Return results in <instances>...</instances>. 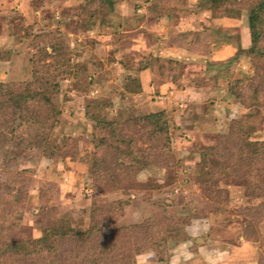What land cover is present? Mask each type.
<instances>
[{
  "label": "rangeland",
  "instance_id": "obj_1",
  "mask_svg": "<svg viewBox=\"0 0 264 264\" xmlns=\"http://www.w3.org/2000/svg\"><path fill=\"white\" fill-rule=\"evenodd\" d=\"M259 1L0 0V82L49 98L0 108L2 249L59 228L61 264H264Z\"/></svg>",
  "mask_w": 264,
  "mask_h": 264
},
{
  "label": "trees",
  "instance_id": "obj_2",
  "mask_svg": "<svg viewBox=\"0 0 264 264\" xmlns=\"http://www.w3.org/2000/svg\"><path fill=\"white\" fill-rule=\"evenodd\" d=\"M212 2L215 3V1L219 2V0H211ZM264 13V0H260L258 3H256V5H254L251 9L250 12V19H249V27H250V32H251V40H252V46L247 50L248 52H256L258 51V46L257 43L260 39V37L262 36V32L260 31V27L258 26L260 23V20L264 19V16H261V14ZM181 41H183L184 39H180ZM258 52H262V51H258ZM148 67V65L146 66V68ZM8 89H6V85L3 82H0V108H2L4 105H6L9 101L11 102V106H16V107H21L22 102H24V104H26V101H29V98H34L35 100H37L38 97H40L41 99H45L47 101H49V98L47 96L46 92L43 91H38V92H34V93H30V95H27V93H22V92H16L15 94H12L11 91H9ZM256 93H258L256 91ZM256 98H258V94L255 95ZM254 103H256L255 101H252ZM5 111H2L1 115L4 114ZM156 113H150L149 115H147L146 118H148V121H156L157 117L155 115ZM38 117V113L36 111H32L31 112V118H37ZM32 121H38L37 119H32ZM33 123V122H32ZM236 123V122H234ZM113 124V123H110ZM241 124H238L239 130L241 131ZM242 133V132H241ZM10 139V137L8 138V140ZM7 140V139H6ZM247 144L249 145H254L255 142L254 141H245ZM260 156L262 155L261 153H259ZM103 159V158H101ZM248 159V158H247ZM257 160V159H254ZM259 160V159H258ZM100 164H102V160H100ZM105 227L106 226H100L98 228H96L95 226L91 227L86 233L87 237H90V235H95L97 232L99 233V231L103 230V232L105 231ZM55 229V228H54ZM45 229L43 235L38 238L35 239L32 242H29L28 246L25 247L23 245H19V243L14 242V243H10L7 245V247H5V249H2V246H0V255H11L12 257L15 256H21L22 254L25 255V257L31 256V255H39L41 258L45 257L44 252H49L52 253L54 255V258L51 259V262H45L42 261L43 264H61L57 258L61 256L59 250L57 249L55 242L52 241V239H54V236L56 235V233L58 231L55 229ZM102 232V233H103ZM68 232L67 231H61L59 235H67ZM159 238L161 241L157 247H159V245L161 243H163L164 245V237H162L161 235H159ZM30 243H33V245H30ZM116 247V245L114 246ZM135 250H140L139 247H135ZM167 251V250H166ZM139 252V251H138ZM165 253V252H164ZM165 255H160L158 260L159 261H163L165 260ZM44 259V258H43ZM127 264H135V261H131L128 262Z\"/></svg>",
  "mask_w": 264,
  "mask_h": 264
}]
</instances>
